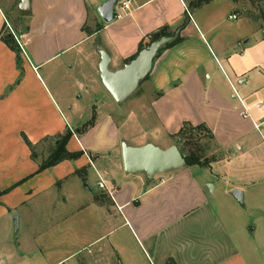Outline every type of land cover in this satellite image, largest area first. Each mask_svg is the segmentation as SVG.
Listing matches in <instances>:
<instances>
[{
	"label": "crops",
	"instance_id": "crops-1",
	"mask_svg": "<svg viewBox=\"0 0 264 264\" xmlns=\"http://www.w3.org/2000/svg\"><path fill=\"white\" fill-rule=\"evenodd\" d=\"M105 1L30 0V13L22 15L21 0H0V188L27 178L0 198L10 202L0 216L43 193L72 201L73 209L38 238L46 264L87 248L111 255L112 264H264V125L255 127L264 121V5L211 0L194 7L187 21L193 0H132L130 10L107 23L98 11ZM220 7L231 9L227 17ZM162 27L172 34L181 28L146 78L153 86L152 128L167 136L163 143L123 134L110 112L96 115L95 125L67 144L84 152L79 159L35 173L39 162L24 136L43 146L85 123L75 100H82L79 92L102 91L100 51L118 70ZM6 33L21 47L20 63ZM139 120L127 121L140 126ZM185 122L211 132L219 156L209 166L185 165L153 178L126 172V138L132 146L165 149L176 144ZM91 174L97 183L104 178L112 194L98 184L93 189ZM234 188L260 214L250 229L238 220L233 200L228 208L219 200L222 194L235 199ZM19 256L10 254L11 264H20Z\"/></svg>",
	"mask_w": 264,
	"mask_h": 264
},
{
	"label": "rangeland",
	"instance_id": "rangeland-1",
	"mask_svg": "<svg viewBox=\"0 0 264 264\" xmlns=\"http://www.w3.org/2000/svg\"><path fill=\"white\" fill-rule=\"evenodd\" d=\"M219 4L225 6L230 0H218ZM232 2V0H231ZM253 2V1H252ZM245 3H250L244 0L240 3L241 5ZM260 5H264V1L257 0L254 2ZM240 6V5H239ZM226 17L229 13L228 8L220 7ZM259 8V7H258ZM240 11L243 12L242 8L239 7ZM260 10V9H259ZM254 13L253 17L257 18L260 13ZM264 13V12H263ZM260 17V16H259ZM16 27V26H15ZM25 28V24L21 25V29ZM102 91H93L92 95L85 92L78 93L83 96L82 100H75L78 104L76 109L78 110V116L81 115L84 122H87L93 118L94 115L103 117L107 115L106 113H112L115 119L118 121L119 126L121 127V132L124 134H132L137 137L144 136L150 140L163 143V139L167 138L164 134H159L154 128L156 126L154 115L149 110L148 100L153 94V86L148 79H145L141 82L139 89L137 90L122 104H118L106 90L104 85H101ZM145 91V97H141V90ZM91 95V96H89ZM133 111V113H132ZM138 118L141 119V125L137 126L133 122H128V118ZM72 123H75L71 120ZM76 126V124H72ZM82 128V126H81ZM131 139L126 138L124 141L130 145ZM51 141L47 145L37 146L35 148L36 159L41 163L48 156V145L50 147ZM123 144V142H122ZM185 149L192 150L196 154L203 155L205 158H211L212 156H219L214 145L209 141V139L199 133H195L191 137H187L184 141ZM132 146V145H131ZM35 159V158H34ZM196 172H200L199 167H194ZM13 175L3 179V183L6 181V185L10 183L13 179ZM30 178V177H29ZM83 180L87 182L88 178L84 177ZM19 181L9 184L5 188H0V192L6 191L3 194H0V198L6 194H9L11 191L23 185L26 181H23L16 185ZM90 186L98 190L97 180L94 174H91L88 180ZM16 185V186H15ZM26 189V186L22 187ZM58 188V187H57ZM55 188V190L57 189ZM81 188V187H80ZM54 195V196H53ZM219 195V194H218ZM56 191L52 192V197L48 193H43L35 197L29 198L22 204H15L16 207L12 208L7 215L0 216V264H11L10 254L17 253L21 255L20 264H46L44 258V249L39 245L38 238L42 236L51 224L56 223L60 216L67 213L70 209H73L74 204L70 201L67 204H63L64 197L61 196V202L57 200ZM66 197V196H65ZM219 200L228 208L230 203L228 200H233L236 204V208L239 212L240 222L244 225H247V228H252L254 224V219L259 221L258 209L251 208L250 203L246 202L245 205H242L232 197L227 195H221ZM17 198H19L17 196ZM53 198H55L53 200ZM6 202V201H5ZM0 199V211L2 207L10 206V202L6 203ZM15 201H12V203ZM245 202V201H244ZM13 211V212H12ZM12 212V213H11ZM18 215L19 217V229L15 230L13 216ZM250 232V231H249ZM258 235L260 231H258ZM251 235V233H249ZM260 236V235H259ZM260 245V244H259ZM263 250V251H262ZM262 253L264 249L262 248ZM111 255H106L104 252L102 254H97L95 252L90 253L88 248L82 253L78 254L75 258H68L65 260V264H112ZM13 264V263H12Z\"/></svg>",
	"mask_w": 264,
	"mask_h": 264
},
{
	"label": "water",
	"instance_id": "water-1",
	"mask_svg": "<svg viewBox=\"0 0 264 264\" xmlns=\"http://www.w3.org/2000/svg\"><path fill=\"white\" fill-rule=\"evenodd\" d=\"M117 2L118 0H106L99 6L98 11L105 22L109 23L114 20ZM19 9L22 15H28L30 13V0H21ZM194 9V7L189 9L187 21L190 20ZM180 31L181 28L174 34L154 40L142 49L134 59L126 63L124 67L115 71L109 67L111 63L109 54L104 50L100 51L101 63L99 68L102 83L118 104L124 103L137 90L141 82L149 76L155 59L158 58L161 51L178 39ZM56 143H58V140H56ZM122 153L126 172L145 173L149 178L185 166L189 157V151L185 149L181 137L177 138L176 144L165 149L153 143L131 146L123 142ZM206 187L210 192L213 190V185L210 183ZM230 193L239 203L245 205L244 191L241 188H234ZM13 220L15 230L18 231V215H14Z\"/></svg>",
	"mask_w": 264,
	"mask_h": 264
},
{
	"label": "trees",
	"instance_id": "trees-1",
	"mask_svg": "<svg viewBox=\"0 0 264 264\" xmlns=\"http://www.w3.org/2000/svg\"><path fill=\"white\" fill-rule=\"evenodd\" d=\"M209 1H211V0H193L192 2H190V7L196 8V7H199L200 5H202L203 3H206ZM233 1H242V0H233ZM245 1L255 2L257 0H245ZM262 1H264V0H262ZM8 18L10 21L11 17L8 16ZM12 28L14 29L13 26H12ZM171 34L172 33L170 31H168L167 27H162L159 30L152 32L149 35L150 40L146 43L141 42L138 52L134 56L129 58L127 60V63L130 62L132 59H134L142 49H144L147 45H149L154 40H157L162 36L171 35ZM3 39L17 53V58H18V61L20 63L21 47H20L19 43L17 42V40L14 38V36L12 34L10 36H8L7 33L5 35H3ZM95 123H96V115H94L91 120L76 126L73 130L67 129L63 134L56 136L54 139H50L52 143L48 149L49 154L46 157V159H44L41 163H39L38 170L35 173H38V172H41L47 168L53 167V166L57 165L58 163L65 161V160L79 159L84 154V152L83 151H70L67 148V144H68L69 140L71 139V137L75 133L78 135H81V134L85 133L86 131H88L91 127H93L95 125ZM81 126H82V128H81ZM194 132L197 134L199 133L200 135H203V136L207 137L208 139H210L212 137L211 132L209 131V129L204 124H201L198 126H193L191 123H188V122L184 123L183 127L181 128V130L177 136L183 138V143H184L186 138L191 137L194 134ZM24 139L32 150L33 158L36 159L37 156H36V153L34 151L36 148V145H34L26 136H24ZM56 140H58V143L55 142ZM188 151H189V157L187 158V164H186L187 166L199 165L202 167H207V166H209L210 162L217 159L216 156H212L211 158H205L203 155L196 154L195 152H193L190 149H188ZM26 179L27 178L22 179L16 185L25 181ZM6 191L0 192V194L5 193Z\"/></svg>",
	"mask_w": 264,
	"mask_h": 264
},
{
	"label": "built area",
	"instance_id": "built-area-1",
	"mask_svg": "<svg viewBox=\"0 0 264 264\" xmlns=\"http://www.w3.org/2000/svg\"><path fill=\"white\" fill-rule=\"evenodd\" d=\"M131 7H132V0H118L116 8H115V17L121 16L123 12L130 10ZM229 17L232 19H235L237 18V14H232ZM263 125H264V121L255 123V127L259 131L262 129ZM97 184L101 189H106L108 193L112 194L113 191L107 188L106 181L104 180V178L100 177ZM58 264H65V262H60ZM129 264H132V263H129Z\"/></svg>",
	"mask_w": 264,
	"mask_h": 264
}]
</instances>
